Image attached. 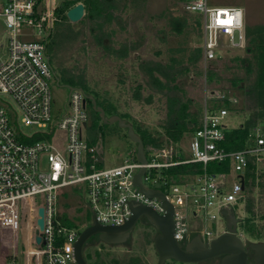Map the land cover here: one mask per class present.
<instances>
[{
	"label": "built area",
	"instance_id": "obj_1",
	"mask_svg": "<svg viewBox=\"0 0 264 264\" xmlns=\"http://www.w3.org/2000/svg\"><path fill=\"white\" fill-rule=\"evenodd\" d=\"M59 4L55 0H0V20L7 34L0 55V252L8 247L11 250L2 258L8 262L0 263L78 264L75 244L82 230L68 224L58 209L60 195L67 188L85 195L93 221L103 225L124 224L132 214V204H146L164 214V201L147 195L135 182L142 168L146 169L141 176L144 187L163 192L174 207L175 239L182 245L195 235L211 241L226 230V223L221 232L207 223L215 221L217 225L223 217L221 210L234 208L244 197L249 163H256L257 173L264 172L260 167L264 163V132L255 127L246 148L227 150L222 142L231 110L206 106L200 127L191 133L190 156L174 144L149 146L145 163L135 158L134 150L122 164L102 167L99 146L91 144L84 132L90 119L84 92L66 84V101L62 108L54 107L53 85L60 84V77L50 62L47 42ZM183 7L202 16L206 61L217 57L222 42L234 48L244 45L245 16L240 6L189 0ZM2 94L10 96L15 107ZM217 101L235 105L238 98L221 92ZM228 159L229 172L208 171L210 162ZM197 162L202 163V172L162 173L172 166ZM233 174L237 180L230 184ZM36 195L42 196L40 203L35 201ZM190 206L192 217L187 213ZM40 207L44 208V227L37 232ZM238 229L237 234L247 241ZM19 233L24 235L23 241L18 240Z\"/></svg>",
	"mask_w": 264,
	"mask_h": 264
},
{
	"label": "rangeland",
	"instance_id": "obj_2",
	"mask_svg": "<svg viewBox=\"0 0 264 264\" xmlns=\"http://www.w3.org/2000/svg\"><path fill=\"white\" fill-rule=\"evenodd\" d=\"M61 3L62 0H55ZM212 6H240L245 16V43L241 47H230L222 42L218 49L217 57L206 61L202 57L195 61L189 60V53L196 47H202L203 28L196 23L197 13L184 9L182 0H117L114 11L115 18L111 23L106 22L102 29H97V37L93 35L89 22L84 17L71 22L74 30L78 31L77 38L62 44L58 49L57 60L52 59V66L60 75V66H65L76 73H84L88 87L100 93V99L106 98L107 103H112L118 113L130 114L129 121L135 125L146 127L152 132L162 130L161 125L168 118L169 97L182 95L181 91H160L150 84L144 66L149 63L159 71L156 72L163 80L176 77V83L185 91L186 98L192 99L191 110L201 118L205 107H212L217 95L223 91L233 94L238 98L237 111H231L227 118L228 127H237L246 120L255 110V100L247 95L244 89L232 85V79L244 78L241 88L248 89L253 83L255 73L247 74V63L254 60L253 53L248 49L249 43L247 27L264 26V0H208ZM186 20L181 31L172 26L173 17ZM201 17V16H200ZM34 32H37L35 28ZM110 33V34H108ZM38 37L37 35H35ZM43 37V35H42ZM7 40L6 26L0 20V55L4 52L1 44ZM128 50V54L121 58L116 51ZM177 61H172V58ZM169 64H174L173 68ZM218 74L219 80H210L209 71ZM172 78V77H171ZM140 89L141 99L134 97L136 88ZM68 87L64 81L53 85L54 107L62 108L68 94ZM2 98L15 107L13 99L2 94ZM241 109V110H240ZM90 110V108H89ZM258 128L264 132V124L260 122ZM32 130V127H27ZM87 133V129L84 131ZM100 138L97 143L102 157V167L120 165L132 151H136L137 144L133 142L126 130L117 122L106 123L102 121ZM192 134L186 133L179 146L183 148V155L190 156L189 142ZM150 156V152L147 151ZM159 160H165L159 158ZM264 171V163L260 166ZM237 180L236 174L230 177V184ZM264 183V176L258 181ZM153 185V184H150ZM78 190L67 188L59 198L58 209L69 217L72 225L83 230L93 222L91 212L85 205V195ZM66 193V194H65ZM252 196L255 202L256 220L262 230L263 236L257 238L242 230L239 222V232L250 241H264V186H256L252 191H244V197L234 204L237 216L244 219L252 213L246 208V198ZM37 203L42 201L41 195L34 197ZM192 206L188 207L190 217ZM224 218L207 223L210 229L223 231ZM23 232V231H22ZM155 229L140 219L135 225L133 236L127 245H97L86 243L83 251L90 264L104 260L105 264H113L117 259L120 264H127L132 255L140 256L147 264H182V262L168 259L159 262L158 253L153 245ZM16 235V234H15ZM14 235V236H15ZM18 240L23 241L24 235L19 233ZM9 248V249H8ZM4 249L0 261L11 252L10 247ZM10 259V258H8ZM5 262V261H4ZM8 260L5 262L7 263ZM22 263H24V258ZM191 264H219L217 258L207 259Z\"/></svg>",
	"mask_w": 264,
	"mask_h": 264
},
{
	"label": "trees",
	"instance_id": "obj_3",
	"mask_svg": "<svg viewBox=\"0 0 264 264\" xmlns=\"http://www.w3.org/2000/svg\"><path fill=\"white\" fill-rule=\"evenodd\" d=\"M185 2L189 0H182ZM78 2H82L85 5V15L84 21L89 22L91 24V31L94 36L97 37V29H102L106 22L111 23L115 18L114 11L116 9L117 0H62L56 10V20L53 23L51 34L48 37L47 42V52L50 57V62L52 64V59L57 60L58 49L59 47L71 40L77 38L78 31L74 30L72 23L67 17V11L69 8L77 4ZM199 16L200 14L197 13ZM201 16V15H200ZM197 17L196 23L202 27V16ZM186 20H182L181 17H173L172 18V26L175 30L181 31L182 26H184ZM110 34V33H108ZM247 35L249 36V46L248 49L253 53L254 60L251 63H247V74L255 73V78L253 83H251L248 89L245 87L241 88L240 84L244 78H234L232 79V85L238 89H244L247 95H250L255 100V110L253 113L246 118L244 122H242L237 127H227L225 130V139L222 142V145L227 150H239L246 148L251 142L250 134L253 133L254 128L262 122L264 124V26H255L254 28L247 27ZM110 50L116 51L118 55L123 58L128 54V50L124 49L115 50L111 48ZM203 50L202 47H196L192 49L189 53V60L195 61L197 58L202 57ZM172 61L176 62V58H172ZM174 64H169V67L173 68ZM175 67V66H174ZM144 69L148 73L149 83L153 86L157 87L160 91H181L182 95L169 97L168 102V118L161 125L162 130L158 132H152L148 130L146 127H142L141 125L133 126L136 132L141 136L144 147L147 150L149 146L162 147L168 144H174L179 151H183L182 147L179 146L180 141L183 139L186 133H193L196 131L201 125V118L199 115L191 110L192 99L186 98L185 91L181 89L176 83V77L173 75L170 78L168 74L163 73V75L167 76V80H163L156 72L159 71V67L150 65L147 63L144 66ZM59 74V73H58ZM218 74L214 71H209L210 80H219L216 78ZM60 81H64L66 84L72 86L82 87L86 93L92 94L96 101L97 105L103 107L106 112V115H114L118 114L122 118L127 119L129 121L130 114L127 112L118 113L115 110V106L112 103H107L106 98L100 99V93L96 89H90L88 87V81L84 73H76L74 70L69 69L65 66H60ZM142 85H138L136 88V92L134 97L137 99H141V89ZM226 92V91H223ZM88 106L90 108V119L87 124V133L89 142L91 144H97L100 138L99 130L102 127V118L92 105V101L88 100ZM218 106H228L231 111H237L239 108L231 103L218 102L215 99L212 107ZM241 110V109H240ZM137 159V155H134ZM101 166V165H100ZM210 172H229L231 170L230 160H226L224 162H210L207 167ZM203 165L202 163H187L182 165L172 166L162 170V173L165 175L170 174H179V173H197L202 172ZM257 165L254 162H250L247 170L245 171V189L244 191H252L256 186H264V183L258 178L264 176V172L257 173ZM157 172V169L153 170V174ZM77 189H75L76 191ZM66 194V193H65ZM255 202L252 196H248L246 198V208L251 216H248L244 219H241L242 230L249 232L253 236L257 238H261L263 236L262 230L256 220V212H255ZM264 218V215L260 216ZM62 218L69 222V217L67 214L62 213ZM239 225V224H238ZM98 240L102 245H105L99 238ZM91 241V240H90ZM113 264H120L117 259L112 260ZM92 264H105L104 260L98 261ZM127 264H147L140 256L132 255ZM182 264H191V263H182Z\"/></svg>",
	"mask_w": 264,
	"mask_h": 264
},
{
	"label": "water",
	"instance_id": "obj_4",
	"mask_svg": "<svg viewBox=\"0 0 264 264\" xmlns=\"http://www.w3.org/2000/svg\"><path fill=\"white\" fill-rule=\"evenodd\" d=\"M85 15V5L78 2L68 9L67 17L70 22H77ZM51 30L48 31V36ZM85 94V99L92 101L93 108L99 112L102 120L106 123L117 122L124 128L129 138L137 144L136 152L138 159L145 163L147 161L145 147L141 136L136 132L133 124L118 114L106 115L103 107L97 105L92 94H88L82 87H79ZM145 168L135 175V182L149 196L157 197L164 201L166 212L159 214L153 207L146 204H132V214L122 225H103L94 220L86 226L76 241V258L78 264H89L84 256L83 247L90 237L98 235L99 239L106 244H116L125 241L141 217H145L157 229L154 238V247L159 256V262L164 263L168 259L182 263H198L217 256H222L220 264H264V241H252L248 245L237 234L238 223L241 221L234 208H223L221 215L226 223V230L214 237L211 241H204L200 235H195L185 244H180L174 237L175 221L173 218L174 207L164 196V193L155 189H146L141 176ZM243 183V180H242ZM244 187V183H243ZM39 218L37 224L39 230L44 227V208L38 209ZM37 235V241H40ZM4 264V263H0Z\"/></svg>",
	"mask_w": 264,
	"mask_h": 264
},
{
	"label": "flooded vegetation",
	"instance_id": "obj_5",
	"mask_svg": "<svg viewBox=\"0 0 264 264\" xmlns=\"http://www.w3.org/2000/svg\"><path fill=\"white\" fill-rule=\"evenodd\" d=\"M140 219H143L144 220V222L147 224V225H149V226H151L152 228H154L155 229V231H156V233H155V236H156V234H157V229L153 226V224L151 223V222H149V221H147V219L145 218V217H141ZM139 219V220H140ZM239 224V223H238ZM90 225V224H89ZM135 228V227H134ZM134 228L132 229V231L130 232V235L128 236V238L125 240V241H123V242H121V243H116V245H127L129 242H130V239L132 238V236H133V232H134ZM193 229V228H192ZM192 232V231H191ZM98 235H94V236H92V237H90L89 238V240L87 241V243H93V244H97V245H101V242L98 240ZM155 238V237H154ZM91 240V241H90ZM191 240V239H190ZM189 240V241H190ZM245 243H246V245H248L250 242H252V241H250V240H248L247 239V241H244ZM106 244V243H105ZM111 245H115V244H111ZM153 245H154V240H153ZM215 258H217V260H218V263L220 264V260H221V258H222V256H217V257H215ZM88 261V260H87ZM89 263V262H88ZM90 264V263H89Z\"/></svg>",
	"mask_w": 264,
	"mask_h": 264
}]
</instances>
